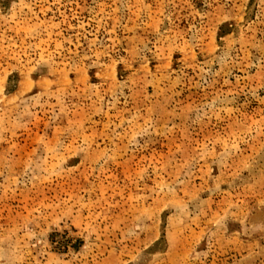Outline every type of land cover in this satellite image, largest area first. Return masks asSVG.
Masks as SVG:
<instances>
[{"label": "rangeland", "instance_id": "374dc122", "mask_svg": "<svg viewBox=\"0 0 264 264\" xmlns=\"http://www.w3.org/2000/svg\"><path fill=\"white\" fill-rule=\"evenodd\" d=\"M0 264H264V0H0Z\"/></svg>", "mask_w": 264, "mask_h": 264}]
</instances>
